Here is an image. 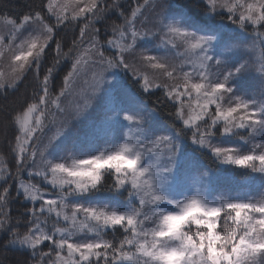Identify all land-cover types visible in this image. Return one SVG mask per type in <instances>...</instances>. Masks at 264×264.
Listing matches in <instances>:
<instances>
[{
  "label": "snow or ice",
  "instance_id": "1",
  "mask_svg": "<svg viewBox=\"0 0 264 264\" xmlns=\"http://www.w3.org/2000/svg\"><path fill=\"white\" fill-rule=\"evenodd\" d=\"M0 264H264V0H0Z\"/></svg>",
  "mask_w": 264,
  "mask_h": 264
},
{
  "label": "trees",
  "instance_id": "2",
  "mask_svg": "<svg viewBox=\"0 0 264 264\" xmlns=\"http://www.w3.org/2000/svg\"><path fill=\"white\" fill-rule=\"evenodd\" d=\"M20 3H23L24 0H19ZM232 175L231 173L224 172L220 175V181L223 182L228 176Z\"/></svg>",
  "mask_w": 264,
  "mask_h": 264
}]
</instances>
